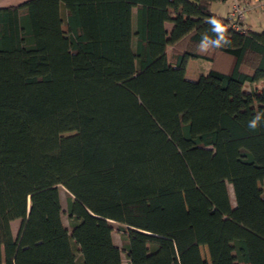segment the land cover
Here are the masks:
<instances>
[{
  "label": "trees",
  "instance_id": "16d2710c",
  "mask_svg": "<svg viewBox=\"0 0 264 264\" xmlns=\"http://www.w3.org/2000/svg\"><path fill=\"white\" fill-rule=\"evenodd\" d=\"M215 1L0 8V264H264V29Z\"/></svg>",
  "mask_w": 264,
  "mask_h": 264
},
{
  "label": "rangeland",
  "instance_id": "374dc122",
  "mask_svg": "<svg viewBox=\"0 0 264 264\" xmlns=\"http://www.w3.org/2000/svg\"><path fill=\"white\" fill-rule=\"evenodd\" d=\"M232 0H226V1H215L214 3H212V9L215 12H218L222 15H226L227 14V7H229L230 2ZM239 3H247V2H240V0L234 1V2H238ZM252 8V6H251ZM250 8V9H251ZM253 26L256 30H261L264 29V15L259 14L257 12L256 14V18L255 21L253 23ZM207 61L205 60H199V59H190L188 61L187 64V69H186V77L194 80L198 77V75L200 74V72L203 71V69H205V67L207 68ZM206 70V69H205ZM253 86L251 84H247V88H252ZM253 176L250 177V184H251V193L253 196H257L255 195L259 190L261 192V196H264V172H259V173H255L252 174ZM65 189L64 188H60V194H61V201H62V205L65 207ZM229 192H230V196L232 197V190L231 188H229ZM187 209H189V207H187ZM189 213L191 215H195L194 211L189 209ZM62 220L64 222V224L66 225L67 222V218L66 215L63 214L62 215ZM19 220L14 222L11 226H12V233L15 236L17 231H18V227H19ZM113 237H114V241L117 245H120V235L118 234V232L113 231ZM202 255L203 257L207 258V252H206V248L204 246H202ZM124 264L126 263L125 259H123Z\"/></svg>",
  "mask_w": 264,
  "mask_h": 264
},
{
  "label": "crops",
  "instance_id": "0c3cea01",
  "mask_svg": "<svg viewBox=\"0 0 264 264\" xmlns=\"http://www.w3.org/2000/svg\"><path fill=\"white\" fill-rule=\"evenodd\" d=\"M24 1H26V0H0V8L8 7V6H15V5H18ZM234 1H237V0H232L230 2L229 7H227V9H226L227 14H229L230 7ZM243 1L250 3L252 8L246 13V15H245L244 19L241 21V23L244 25V27H253L254 28L253 23L255 21L257 12L259 14L264 15V0H240V2H243ZM16 221H18V219L13 220L11 222V225ZM11 228H12V226H11Z\"/></svg>",
  "mask_w": 264,
  "mask_h": 264
},
{
  "label": "built area",
  "instance_id": "2783aa9c",
  "mask_svg": "<svg viewBox=\"0 0 264 264\" xmlns=\"http://www.w3.org/2000/svg\"><path fill=\"white\" fill-rule=\"evenodd\" d=\"M251 4L250 3H239V2H233L229 15L232 18V26L235 29H240V23L244 19L246 13L250 10Z\"/></svg>",
  "mask_w": 264,
  "mask_h": 264
},
{
  "label": "clouds",
  "instance_id": "9594fccd",
  "mask_svg": "<svg viewBox=\"0 0 264 264\" xmlns=\"http://www.w3.org/2000/svg\"><path fill=\"white\" fill-rule=\"evenodd\" d=\"M251 126L254 128L255 127V123H253Z\"/></svg>",
  "mask_w": 264,
  "mask_h": 264
}]
</instances>
